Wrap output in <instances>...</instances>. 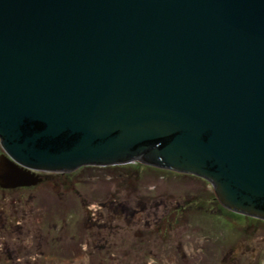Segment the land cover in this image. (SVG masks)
Here are the masks:
<instances>
[{"label":"water","instance_id":"1","mask_svg":"<svg viewBox=\"0 0 264 264\" xmlns=\"http://www.w3.org/2000/svg\"><path fill=\"white\" fill-rule=\"evenodd\" d=\"M0 186L140 161L264 219V0H0Z\"/></svg>","mask_w":264,"mask_h":264},{"label":"rangeland","instance_id":"2","mask_svg":"<svg viewBox=\"0 0 264 264\" xmlns=\"http://www.w3.org/2000/svg\"><path fill=\"white\" fill-rule=\"evenodd\" d=\"M214 193L201 176L140 161L0 186V264H264V219Z\"/></svg>","mask_w":264,"mask_h":264},{"label":"trees","instance_id":"3","mask_svg":"<svg viewBox=\"0 0 264 264\" xmlns=\"http://www.w3.org/2000/svg\"><path fill=\"white\" fill-rule=\"evenodd\" d=\"M117 166V165H116ZM122 168V167H121ZM215 194L216 193H214L213 194V196H214V198H216V196H215ZM148 197H150L149 195H146V196H144V198L143 197H141L142 199H147ZM141 198L140 199H138V200H141ZM194 198H192V199H189V198H187L186 199V202L183 204V206H179L178 205V207H177V209H175V212L173 213L174 214V219L173 220H171V221H173L175 224H179L180 223V221H178V219H180L179 218V215H180V213L178 212V211H182V215H184L185 214V212H186V208L187 207H193L192 205H188V202H190L191 200H193ZM218 200H219V198H217ZM141 201H143V200H141ZM117 204H119V206L117 207V208H124L125 207V204L123 203V201H121L120 203H117ZM188 205V206H187ZM187 209H189V208H187ZM178 215V219H175V216H177ZM120 216V215H119ZM119 216H117L116 214H114V218L115 219H117ZM173 218V217H172ZM163 221H160V224L158 223V225L160 226L159 228H161V229H168V226L166 225V223L167 222H165V221H167V219H166V217H164L163 219H162ZM261 220V219H260ZM169 222V221H168ZM169 224V223H168ZM138 231H140V232H142V229L141 228H138ZM148 232H150V230L148 231ZM139 236V235H138Z\"/></svg>","mask_w":264,"mask_h":264},{"label":"flooded vegetation","instance_id":"4","mask_svg":"<svg viewBox=\"0 0 264 264\" xmlns=\"http://www.w3.org/2000/svg\"><path fill=\"white\" fill-rule=\"evenodd\" d=\"M1 147H2V145H1ZM2 149V150H1ZM0 149V156L2 155V153H4V149L3 148H1ZM46 173L45 172H42V173H40V175H42L43 176V178H44V175H45Z\"/></svg>","mask_w":264,"mask_h":264},{"label":"bare ground","instance_id":"5","mask_svg":"<svg viewBox=\"0 0 264 264\" xmlns=\"http://www.w3.org/2000/svg\"><path fill=\"white\" fill-rule=\"evenodd\" d=\"M0 142H1V138H0ZM1 145H2V147H3V144H2V142H1ZM4 149V148H3ZM37 173H41V172H45V173H47L48 171H36ZM59 173H63V172H59Z\"/></svg>","mask_w":264,"mask_h":264}]
</instances>
